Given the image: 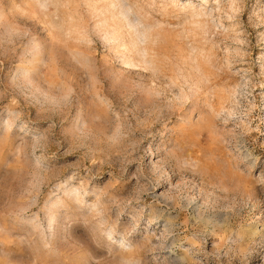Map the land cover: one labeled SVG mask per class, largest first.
I'll list each match as a JSON object with an SVG mask.
<instances>
[{
    "label": "rangeland",
    "instance_id": "rangeland-1",
    "mask_svg": "<svg viewBox=\"0 0 264 264\" xmlns=\"http://www.w3.org/2000/svg\"><path fill=\"white\" fill-rule=\"evenodd\" d=\"M0 264H264V0H0Z\"/></svg>",
    "mask_w": 264,
    "mask_h": 264
}]
</instances>
